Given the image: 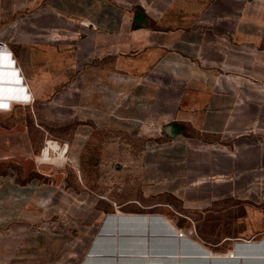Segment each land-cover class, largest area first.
Wrapping results in <instances>:
<instances>
[{"label":"crops","instance_id":"crops-1","mask_svg":"<svg viewBox=\"0 0 264 264\" xmlns=\"http://www.w3.org/2000/svg\"><path fill=\"white\" fill-rule=\"evenodd\" d=\"M0 45L33 95L0 111V264L74 233L79 264H264V0H0Z\"/></svg>","mask_w":264,"mask_h":264},{"label":"rangeland","instance_id":"rangeland-1","mask_svg":"<svg viewBox=\"0 0 264 264\" xmlns=\"http://www.w3.org/2000/svg\"><path fill=\"white\" fill-rule=\"evenodd\" d=\"M57 149H58L57 144H52L49 141H44L36 150V153L41 155V156H37V155H34V156L37 159L42 158V160L48 161V160H50L49 156L51 157L52 153L54 155L57 153ZM32 151L35 152V149L33 150L32 148H27V147L25 148V155L26 156L24 157V159L26 158L25 159L26 162H28L27 161L29 159L28 157L33 153ZM58 158L62 159L63 156H58ZM29 162L31 164H33V161L30 160ZM28 201H29L28 198L23 197V196L21 198L17 199V202H28ZM48 205H49V200L47 198L41 199L37 202V206H39V208L42 210L41 213L43 212L44 208L47 209ZM250 217H251L250 219H253L251 214H250ZM142 220L144 222H146L147 225L150 223L152 224V222H154V219L142 218ZM253 220H255V218ZM165 224L169 227L168 233L171 232V234L173 236L175 229L169 223L165 222ZM65 226L66 225L64 222H60V221L55 222L53 219L49 218L47 213H45L44 215L41 216V220L39 222L35 223L32 226H25L24 236L22 238H17V237L12 236V238H9V240L10 241L13 240V242H15V244L22 245L23 242L26 241L27 238L31 234H34L35 236H40V239H41V237L51 238L54 236H58L60 234H64V232L62 230H64ZM188 232H192L194 235V231L190 230ZM91 237L92 236L90 233L89 238H88L89 241L91 240ZM56 239L61 241V244H63L62 248L64 247L65 244L67 245V247L69 245L72 246V252L70 253L71 257L68 256L69 254L64 253V252H62V253L58 252L57 253V260H56L57 264L64 263L65 261H67L68 263H71V264H79L80 259H81V250L86 248L85 238L77 236L74 233L72 237H70V236L67 237V236L63 235L62 237H56ZM235 248H237V247H235ZM235 248H233L231 250L232 253L229 252V254H227L228 258H229V255L232 254V255H234V256H232L233 257L232 259H237L238 257L240 259L239 251L238 250L235 251ZM15 253L16 252H12L10 254V258H12L13 256H16ZM60 253H61V255H60ZM208 254L210 255V253L208 251H206L205 255H207L206 257L209 258V260L211 258H216L213 256L210 257ZM26 255H28V254H26ZM177 255L180 256V252H178ZM202 257H204V256L202 255ZM206 257H204V258H206ZM218 258L224 259L226 257L221 256ZM162 263L167 264L166 262H163V261H162Z\"/></svg>","mask_w":264,"mask_h":264},{"label":"clouds","instance_id":"clouds-1","mask_svg":"<svg viewBox=\"0 0 264 264\" xmlns=\"http://www.w3.org/2000/svg\"><path fill=\"white\" fill-rule=\"evenodd\" d=\"M16 65L14 53L6 45L0 47V111L10 112L13 102L29 104L33 101L32 93L24 84L22 69Z\"/></svg>","mask_w":264,"mask_h":264},{"label":"built area","instance_id":"built-area-1","mask_svg":"<svg viewBox=\"0 0 264 264\" xmlns=\"http://www.w3.org/2000/svg\"><path fill=\"white\" fill-rule=\"evenodd\" d=\"M0 47H3V46H1L0 45ZM118 97H121V99L123 100L124 98H125V96L122 94V93H119L118 94ZM30 104V103H29ZM62 147H66V145H62ZM254 202H256V203H259V202H264V193H257L255 196H254ZM191 235H193V233L192 232H186V231H183V230H176L175 229V232H174V234H173V236L176 238V239H178V240H181V239H184V238H187V236H191ZM261 240H264V237H262V239ZM242 243H249L250 242V240H242L241 241ZM227 254H229V252H226L224 255H214L213 257H221V256H224V257H226L227 259H232L233 257H232V254H230L229 255V258L227 257ZM209 255V254H208ZM207 256V255H206ZM210 257L212 256V254H210L209 255ZM148 264H163L162 262H152V263H148Z\"/></svg>","mask_w":264,"mask_h":264}]
</instances>
